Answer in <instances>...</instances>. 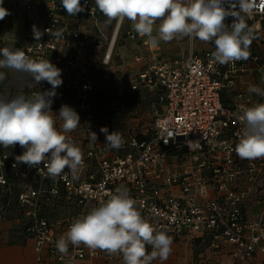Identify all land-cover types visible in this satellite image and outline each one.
Listing matches in <instances>:
<instances>
[{
  "label": "built area",
  "instance_id": "built-area-1",
  "mask_svg": "<svg viewBox=\"0 0 264 264\" xmlns=\"http://www.w3.org/2000/svg\"><path fill=\"white\" fill-rule=\"evenodd\" d=\"M32 5L40 13L43 34L35 40L29 33L30 42L19 49L30 58L49 59L61 69L62 85L76 88L72 99L62 98L56 88L51 111L57 116V128L62 125L58 118L61 105L78 113L80 126L70 136L84 154L77 178L68 173L66 179H53L45 174L46 169L41 171L43 164L29 167L18 162L16 157L24 151L18 144L0 150V196L15 189V219L9 220L17 222L16 231L33 248L36 261L123 264L122 255L84 245H69L66 254L56 249V241L76 217L87 214L122 185L137 200L142 214L158 230H167L173 242L195 243L218 253L228 251L239 261L258 251L264 255V222L249 219L247 214L251 198L264 195V158L241 159L235 152L243 127L238 119L240 105L264 102V97L241 89L243 85L264 89V54L256 49V44L264 42V8H257L247 18L255 36L250 57L234 64L214 63V44L195 50L192 39L181 60L165 58L158 51L159 44L150 46L147 37L131 28L127 38L141 41L147 53L135 57L142 64L126 83L131 91L149 98L153 112L150 128L140 131V127H115L107 111H97L91 84L73 76L79 56L96 49V36L80 29V18H70L61 0H28L24 6L30 15L28 23L33 22ZM81 5V13L94 19L91 0H81ZM232 21L228 17L225 23ZM113 47L110 39L104 64L110 61ZM51 87L46 81H32L26 93ZM102 127L109 133L119 131L124 145L110 149L100 132ZM90 132L96 133V142L90 140ZM196 141L198 144L188 143ZM6 207L0 201V215Z\"/></svg>",
  "mask_w": 264,
  "mask_h": 264
},
{
  "label": "clouds",
  "instance_id": "clouds-1",
  "mask_svg": "<svg viewBox=\"0 0 264 264\" xmlns=\"http://www.w3.org/2000/svg\"><path fill=\"white\" fill-rule=\"evenodd\" d=\"M3 2L0 0V20L10 15L2 6ZM94 4L107 22L131 21L134 31L147 37L145 42L153 47L161 41L185 37L213 43L215 50L211 57L219 65L246 61L250 57L255 36L247 18L257 8H264V0H94ZM61 5L69 16L84 11L81 0H61ZM228 17L233 18L230 25L225 23ZM42 34L33 26L35 40ZM0 57V69L27 73L36 84L46 81L52 86L51 90L34 92L30 96L21 94L12 99L0 96V146L9 148L18 144L24 151L16 160L29 167L43 164L41 171L46 169L45 174L50 178L63 176L66 179L68 173L73 179L77 178L84 165V154L70 133L80 126V117L73 108L61 105L58 118L62 125L57 128V116L51 111L55 89L63 83L61 69L49 59L30 58L18 48H0ZM5 78V73L0 71V81ZM249 91L264 97V89L258 86H251ZM238 119L243 127L235 146L237 156L247 160L264 158V102L240 105ZM100 132L105 135L110 149H120L125 143L119 131L109 133L102 127ZM89 138L96 142V133L90 132ZM188 143L198 144V141ZM172 243L173 238L167 230H158L122 185L87 214L76 217L56 241V249L66 254L69 245H84L122 255L123 264H152L156 259L161 262L168 259ZM148 246L152 248L150 253Z\"/></svg>",
  "mask_w": 264,
  "mask_h": 264
},
{
  "label": "rangeland",
  "instance_id": "rangeland-1",
  "mask_svg": "<svg viewBox=\"0 0 264 264\" xmlns=\"http://www.w3.org/2000/svg\"><path fill=\"white\" fill-rule=\"evenodd\" d=\"M23 9L24 4L26 6V2L28 0H23ZM92 4H94V0H91ZM32 20L33 22L28 23L30 15L28 11L24 10L22 12V16L24 19V28H25V36L24 42L22 44L17 43L15 48H20L30 42L29 33L32 32L33 36V26H35L38 30L40 29V13L37 11V8L32 5ZM80 18L79 25L82 31L93 34L96 36L99 42L97 43L96 49H94V54L86 53V63L90 62L89 56H96L94 60V64L92 68L88 69V64L83 65L81 63L83 69L85 68L86 72L82 77L83 73H80V68L73 73L74 77H81L82 79L88 78L86 82H89L92 87V93L97 94L98 99L96 100V106L98 112H106L110 114V118L112 124L117 127H128V128H136L140 127V131L145 129H149L153 123V112L151 110V102L146 95H141L138 92L131 91L127 86V78L136 75L139 71V65L141 66L142 60L140 62L135 61V56L143 57L147 52L146 49L140 47V51L138 50V42L136 40H131L127 38V32L133 28V23L127 19L124 20L123 23H119L117 26V21L112 20L111 22H107V18L99 11V9L95 6V17L94 19H89L85 17L81 12L76 14L75 16H70V18ZM159 21H157V26ZM18 26V24H16ZM19 27V26H18ZM17 27V28H18ZM117 28V35L114 39V47L112 50V56L110 61L107 64L103 63V56L105 53V49L112 40V35L115 29ZM156 34L155 32L153 33ZM262 36V35H261ZM264 37V33L263 36ZM190 38L183 39H174L170 42H160L159 45V53L161 56L165 58H177L181 60V55L189 48ZM192 43L194 45L195 50L205 49L208 47V44L200 41L199 39L192 38ZM13 47V49H15ZM256 49L260 54H264V42H259L256 44ZM140 52V53H139ZM112 64V67L108 66ZM89 75V76H88ZM22 80L24 79L23 73H21ZM128 79V81H129ZM14 82H9L8 79L5 83L0 84V96L5 97L6 99H12L16 94L17 88L22 90V84L19 81V78L15 77ZM32 78L30 75H25V88H27L28 83L32 82ZM2 82V81H0ZM23 82V81H22ZM27 83V84H26ZM72 87V86H71ZM70 88V87H69ZM242 91L249 90L248 85H243L241 87ZM26 91V89H25ZM72 95L70 97L75 96L76 88H71ZM96 91V92H94ZM69 92V94H71ZM31 94L27 93L26 96H30ZM107 104V105H104ZM3 146H0V150H5ZM14 193L15 189H11L10 193L7 195H1L0 201L7 205L4 215H0V220L3 219H15L14 212ZM248 207V204H247ZM253 214V210L248 211V213ZM249 214V215H251ZM5 216V217H4ZM4 217V218H2ZM9 221V220H8ZM15 225L14 223H12ZM18 226V225H17ZM17 226H13L12 229L16 231ZM18 232V231H16ZM195 244V243H192ZM149 250H152L151 246H148ZM201 247L198 245H190L189 243H172V253L168 257L166 261L161 262L159 259L154 260L155 264H207L205 261L206 258L200 257ZM204 259V260H202Z\"/></svg>",
  "mask_w": 264,
  "mask_h": 264
},
{
  "label": "crops",
  "instance_id": "crops-1",
  "mask_svg": "<svg viewBox=\"0 0 264 264\" xmlns=\"http://www.w3.org/2000/svg\"><path fill=\"white\" fill-rule=\"evenodd\" d=\"M23 3H24L23 0H4L2 6L10 12V15L6 16L3 20H0V48H4V47L15 48L17 43L22 44L24 42L25 28H24V19L22 16V12H24ZM16 24H18L19 27L16 26ZM135 42H138L137 48L139 51H140V47H143L147 51V47L141 44V41L136 40ZM94 52L95 51H93L92 53L94 54ZM94 55L92 57L91 56L88 57L89 60H91L88 63L85 62L86 53L80 55L79 59L81 63L84 62L83 65H85V67L88 64L89 66L88 69L89 68L94 69L93 65H95L94 60L96 57ZM80 61L78 63V67L81 70L80 73H83L82 75L83 77L86 70L85 68L83 69ZM0 71H3L6 77L2 82H0V84L5 83L7 79L10 83L14 82L15 77H17L19 78L21 84L23 83L22 84L23 87L22 90H20L19 88L15 89L17 91L15 96L21 94L23 95L27 94L25 91L26 86L24 85L25 75L27 73H23L24 79L22 80V76H19L21 75V72H17L15 70L8 68L0 69ZM84 80H89V79L85 78ZM69 87L70 86L68 85H61L57 87V91L59 95L61 92L65 99H72L73 97H70L72 95L70 91L72 87L70 88ZM69 92L71 94H69ZM249 209L253 210L254 213L253 214H251L250 212L248 213ZM247 214L249 219L261 220L264 222V195L261 197L251 198V200L248 202ZM8 220L6 219L0 220V264H41L36 261L35 251L28 243H26L25 238L22 235H20L19 232H16L14 231V229H12L13 226L15 227L17 226V222L15 220H9V221ZM12 223H14L15 225H13ZM176 243H181V242L177 241ZM190 245H197V244H190ZM198 246L201 247L200 257L201 258L205 257L206 258L205 261L207 262V264H264V255L259 251L256 252L251 258L245 259L243 261H239L233 258L228 251L218 253L211 251L205 246H201V245Z\"/></svg>",
  "mask_w": 264,
  "mask_h": 264
},
{
  "label": "trees",
  "instance_id": "trees-1",
  "mask_svg": "<svg viewBox=\"0 0 264 264\" xmlns=\"http://www.w3.org/2000/svg\"><path fill=\"white\" fill-rule=\"evenodd\" d=\"M68 86H70V85H68ZM71 87V86H70ZM94 92H96V91H94ZM60 95H61V97H63V94L60 92ZM94 95V98H95V101L98 99V97H97V94H93ZM64 98V97H63ZM224 99L222 98V102L224 103Z\"/></svg>",
  "mask_w": 264,
  "mask_h": 264
},
{
  "label": "bare ground",
  "instance_id": "bare-ground-1",
  "mask_svg": "<svg viewBox=\"0 0 264 264\" xmlns=\"http://www.w3.org/2000/svg\"><path fill=\"white\" fill-rule=\"evenodd\" d=\"M118 24H119V22H117V26L116 27H118ZM117 29V28H116ZM116 29H115V31L113 32V37H112V40H114L115 39V32H116Z\"/></svg>",
  "mask_w": 264,
  "mask_h": 264
},
{
  "label": "flooded vegetation",
  "instance_id": "flooded-vegetation-1",
  "mask_svg": "<svg viewBox=\"0 0 264 264\" xmlns=\"http://www.w3.org/2000/svg\"><path fill=\"white\" fill-rule=\"evenodd\" d=\"M95 103H96V101H95ZM104 105H107V104H104Z\"/></svg>",
  "mask_w": 264,
  "mask_h": 264
}]
</instances>
